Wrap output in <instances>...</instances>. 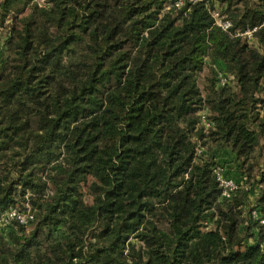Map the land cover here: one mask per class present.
Wrapping results in <instances>:
<instances>
[{"label": "trees", "instance_id": "1", "mask_svg": "<svg viewBox=\"0 0 264 264\" xmlns=\"http://www.w3.org/2000/svg\"><path fill=\"white\" fill-rule=\"evenodd\" d=\"M173 2L0 0V216L35 214L0 264H264V188L223 198L197 151L240 170L257 153L264 184V0H218L229 32ZM253 27L256 44L234 33Z\"/></svg>", "mask_w": 264, "mask_h": 264}, {"label": "rangeland", "instance_id": "2", "mask_svg": "<svg viewBox=\"0 0 264 264\" xmlns=\"http://www.w3.org/2000/svg\"><path fill=\"white\" fill-rule=\"evenodd\" d=\"M29 12V10H26V14ZM11 18H6L3 25H0V47L2 48L5 40L8 38V34L10 32V25L12 24ZM239 30V29H237ZM236 31V30H234ZM6 52V51H5ZM218 69L217 65H207L203 72L199 75L198 83L200 88L203 90L205 88V85H208L214 78L215 74ZM231 84V83H230ZM232 85V84H231ZM198 123L200 126L203 127L205 131H207L211 127V123L208 121L207 114L205 111H201L199 114ZM207 144H204V146H201L199 144L198 148V154L204 155L207 157L210 156V152L213 151L215 154V158L212 159L216 164V169H219L220 172L224 175L225 178L235 182L239 188V193H242V196L248 205V207H253L255 204V201L258 197V195L261 192V189L264 188V184H259V170L261 167V160L258 158V154L256 153L253 155V157L249 158L248 160L244 161L243 169H239V163H237L234 159L231 158L229 153L223 152V150H218L215 144H211L206 142ZM245 174H244V173ZM87 201H90V199L86 198ZM23 206L25 203L22 204ZM22 205H19V207H23ZM255 217V212L253 213ZM32 229V225L25 228V231H30ZM15 232L16 228H0V235H4L6 232ZM55 233L59 235L63 228L57 227L55 228ZM256 235V231H254ZM255 238H249L247 239V243L253 244L255 243Z\"/></svg>", "mask_w": 264, "mask_h": 264}, {"label": "built area", "instance_id": "3", "mask_svg": "<svg viewBox=\"0 0 264 264\" xmlns=\"http://www.w3.org/2000/svg\"><path fill=\"white\" fill-rule=\"evenodd\" d=\"M185 1L186 0H174L173 7L176 9H181L185 5ZM200 1H204V4L209 8L210 16L217 27H219L224 32H229L232 29V22L227 18L226 15L222 13L218 0H188L190 4ZM40 3H43V1H40ZM257 30L258 27H253L247 28L245 30H236L234 33L236 36L246 39L248 43H254V34ZM217 79L218 85L220 86H224L228 80L222 72H217ZM214 174L222 190L221 196L223 198H230L232 193L238 188L237 184L225 178L219 169H214ZM48 195H51L50 191H48ZM34 221V212L28 204H25L23 208L13 207L4 212L0 216V228H14L17 225L26 228L31 226Z\"/></svg>", "mask_w": 264, "mask_h": 264}, {"label": "crops", "instance_id": "4", "mask_svg": "<svg viewBox=\"0 0 264 264\" xmlns=\"http://www.w3.org/2000/svg\"><path fill=\"white\" fill-rule=\"evenodd\" d=\"M254 43L256 44L255 40H254Z\"/></svg>", "mask_w": 264, "mask_h": 264}]
</instances>
